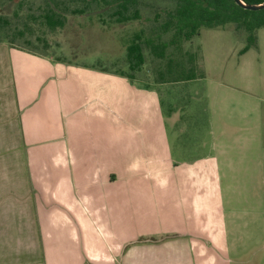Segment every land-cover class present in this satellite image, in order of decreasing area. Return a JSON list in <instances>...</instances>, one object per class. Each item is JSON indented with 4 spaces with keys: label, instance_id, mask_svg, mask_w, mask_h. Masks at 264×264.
Here are the masks:
<instances>
[{
    "label": "rangeland",
    "instance_id": "obj_1",
    "mask_svg": "<svg viewBox=\"0 0 264 264\" xmlns=\"http://www.w3.org/2000/svg\"><path fill=\"white\" fill-rule=\"evenodd\" d=\"M21 1V15L38 12L40 0ZM153 14L147 7L138 20L107 25L95 13H68L56 31L43 27L49 55L72 60L65 64L70 86L83 92L69 114L68 136L82 142L86 157L96 154L99 165L158 168L166 184H178L165 194L161 225L171 228L190 215L185 228L198 264H264V27L256 46L242 54L246 36L232 23L201 28L183 48L201 58L204 76L176 85L153 81L164 61L148 52L133 80L99 71H129L126 44L134 32L159 22ZM97 62L104 66L83 65ZM135 172L130 179L146 180L143 198L155 202L151 174Z\"/></svg>",
    "mask_w": 264,
    "mask_h": 264
},
{
    "label": "crops",
    "instance_id": "obj_2",
    "mask_svg": "<svg viewBox=\"0 0 264 264\" xmlns=\"http://www.w3.org/2000/svg\"><path fill=\"white\" fill-rule=\"evenodd\" d=\"M65 64L0 42V264H198L190 215L161 225L178 184L158 168L99 165L68 136L83 92ZM134 171L151 174L155 202Z\"/></svg>",
    "mask_w": 264,
    "mask_h": 264
},
{
    "label": "trees",
    "instance_id": "obj_3",
    "mask_svg": "<svg viewBox=\"0 0 264 264\" xmlns=\"http://www.w3.org/2000/svg\"><path fill=\"white\" fill-rule=\"evenodd\" d=\"M243 1L260 3L264 0ZM23 3L21 0H0V42L41 55L49 54L51 46L46 38L40 37L46 33L43 27L49 33L56 31L64 26L68 13H95L99 20L109 25L138 20L141 18V9L150 8L154 12V21L159 22L151 25L148 30L141 28L134 32L126 44L123 66L129 71L120 67H113L112 71L128 79H135L146 62L145 52H148L164 61L163 67L157 68V76L153 79L159 84L186 82L204 76L201 58L183 48L184 43L198 35L201 28L224 27L232 23L236 32H244L246 36V44L239 50L242 54L256 46V32L264 27V8L245 9L234 0H40L36 6L37 13L29 10L21 15ZM3 7L7 10H3ZM36 31L40 34L34 35ZM168 48L172 49L171 52H167ZM54 59L72 62L61 56ZM83 65L95 68L102 64L97 62L94 65ZM99 70L109 71L105 68Z\"/></svg>",
    "mask_w": 264,
    "mask_h": 264
},
{
    "label": "water",
    "instance_id": "obj_4",
    "mask_svg": "<svg viewBox=\"0 0 264 264\" xmlns=\"http://www.w3.org/2000/svg\"><path fill=\"white\" fill-rule=\"evenodd\" d=\"M239 6L249 10H259L264 8V1L260 3H246L243 0H234Z\"/></svg>",
    "mask_w": 264,
    "mask_h": 264
}]
</instances>
